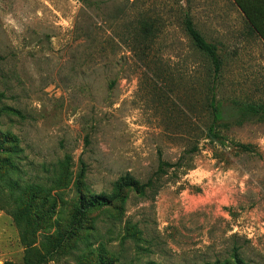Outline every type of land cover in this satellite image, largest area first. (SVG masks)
<instances>
[{
    "label": "rangeland",
    "instance_id": "374dc122",
    "mask_svg": "<svg viewBox=\"0 0 264 264\" xmlns=\"http://www.w3.org/2000/svg\"><path fill=\"white\" fill-rule=\"evenodd\" d=\"M186 15L223 61L221 138ZM262 101L264 43L232 0H0V130L18 140L0 264H264V121L233 108ZM125 174L153 186L72 224Z\"/></svg>",
    "mask_w": 264,
    "mask_h": 264
},
{
    "label": "trees",
    "instance_id": "16d2710c",
    "mask_svg": "<svg viewBox=\"0 0 264 264\" xmlns=\"http://www.w3.org/2000/svg\"><path fill=\"white\" fill-rule=\"evenodd\" d=\"M233 4L242 14L249 29L264 43V0H232ZM183 30L191 42L192 48L206 61L205 81L206 90L204 94V103L206 111L210 117V122L206 125L204 132L205 138L217 139L221 138L220 130L226 128L228 122L225 120L223 108L216 97L217 84L221 80L223 61L216 53L214 44L208 42L199 30L195 27L192 19L186 15L183 20ZM211 76V77H210ZM233 108L239 113V118L235 120L237 125H241L245 119L256 116L264 121V101L262 102H236ZM7 111L19 115V111L14 108H5ZM18 143L17 137L9 132L0 130V167L4 172L14 168V164L10 161L9 152L14 150ZM175 167L179 169L183 166L179 162H168L158 157L156 173H164L167 168ZM152 179H148L144 183L125 174L117 179L114 184V190L110 196L89 195L87 197L80 196L76 209L72 215V224L77 225L89 210L111 206L113 200L124 201V191L131 189L136 193H143L145 187L153 186ZM146 264H154L148 262ZM210 264V263H207ZM213 264H221L219 262Z\"/></svg>",
    "mask_w": 264,
    "mask_h": 264
}]
</instances>
